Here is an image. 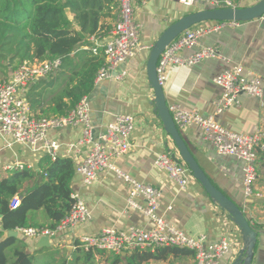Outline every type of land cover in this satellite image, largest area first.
Returning a JSON list of instances; mask_svg holds the SVG:
<instances>
[{"label":"crops","instance_id":"obj_1","mask_svg":"<svg viewBox=\"0 0 264 264\" xmlns=\"http://www.w3.org/2000/svg\"><path fill=\"white\" fill-rule=\"evenodd\" d=\"M232 6L246 7L259 0H230ZM209 6L205 0L186 4L180 0H147L146 3H135V19L141 24L140 41L152 47L161 33L174 21L191 12ZM215 22H206L204 26ZM110 35H107L105 41ZM102 41V43H103ZM217 46L220 56L203 60L192 67L173 66L168 71V80L164 85L168 104L178 103L187 109H195L201 115L214 116L225 128L251 135L258 130L264 131V108L260 100L247 94L240 96V104L234 105L221 113H216L214 99L222 94V89L214 82L215 77L237 64L244 68L245 75L264 76V29L257 20L231 23L199 39L197 45L183 51L189 55L203 46ZM150 50L139 51L135 57L121 63L112 70V77L103 79L89 94L91 114L95 120V135L103 132L109 123L119 114H130L135 118L134 130L130 136L131 148L125 154L112 158L113 164L138 181L147 183L161 191L158 214L186 234L198 237L206 234L211 241H216L228 232L235 231L232 251L221 264H232L243 248V240L237 225L212 201L201 183L190 171L188 185L182 189L170 176L166 168L155 164L160 154L166 153L180 157L172 137L164 130L161 119L155 112L153 104L154 90L147 75V61ZM124 73V76L118 79ZM12 70L8 71V78ZM53 72L35 81L27 90L33 98L32 113L36 117L60 115L57 108L64 88L62 77L56 78ZM43 81L40 84V81ZM67 102L68 99L64 98ZM196 159L212 181L230 199L238 203L246 216L252 221L259 233L253 264H264V148L258 149L256 160L257 178L253 185L254 194H244V162L233 156L219 155L213 144L203 138L200 127L190 125L180 129ZM47 136L60 142L58 158L72 159L74 175L71 186L91 210V219L75 227L64 229L50 238V246L39 247L41 237H26L22 234L10 236L9 230H0V241L15 237L20 240L23 249L31 254L34 264H128L127 258L135 252L147 251L150 259L147 264H192V256L168 255L157 259V250L138 249L134 251L113 253L90 251L93 256L76 248L77 238L82 235H96L107 228L127 230L132 226L150 228L153 223L144 213L128 206L130 184L117 176L115 171L106 169L98 174L91 184H86L77 171V163L90 152L91 145L81 143L82 127H65L50 129ZM8 143L11 145L8 146ZM0 180L9 177L15 171H6L5 165L23 163L25 169L34 177L24 183L27 190L41 184L47 175L45 170L47 156L43 151L34 152L28 145L17 143L10 136L0 134ZM50 158V157H49ZM53 162V160H51ZM19 196V195H18ZM21 197V196H20ZM137 202L144 205L143 197ZM2 216H0L1 219ZM32 226L49 227L45 212L38 210L31 213ZM121 259L116 261L117 258Z\"/></svg>","mask_w":264,"mask_h":264},{"label":"built area","instance_id":"obj_2","mask_svg":"<svg viewBox=\"0 0 264 264\" xmlns=\"http://www.w3.org/2000/svg\"><path fill=\"white\" fill-rule=\"evenodd\" d=\"M146 3L147 0H117L119 14L110 37L92 36L81 46L91 50L94 54L104 52L105 64L99 69L95 83L112 77V70L121 63L136 56L139 51L150 50L151 46L140 41L141 24L135 19V3ZM192 4L197 0H180ZM213 6H232L230 0H205ZM264 21V14L258 20ZM236 21H219L213 25H196L173 40L164 50L157 64V74L160 84L164 87L168 80V71L173 66L192 67L203 60L220 56L217 46H203L199 50L183 55V51L198 44L203 36L217 31ZM103 41V43H102ZM62 64L61 58L47 59L33 63H23L13 72L10 78L0 81V134L10 136L14 142L31 147L34 152L43 151L51 160L58 159L60 142L50 139L47 134L50 129L65 127H82L81 143L91 145L89 154L79 163L77 171L84 183L91 184L98 174L106 169L115 171L117 176L130 184V194L127 198L128 206L141 210L153 223L150 228L132 226L127 230L107 228L96 235H82L77 238L76 248L85 252L106 251L122 253L138 249H157L163 247L188 248L194 251L192 264H221L222 260L232 251L233 239L237 237L235 231L228 232L219 240L211 241L206 234L193 237L176 226L169 224L158 214L159 197L161 191L147 183L138 181L131 175L116 167L112 158L121 156L131 148L130 136L134 130L135 118L130 114H119L115 120L96 138L95 126L91 121L89 97L85 96L66 115L52 117H36L32 113L30 103L26 99V92L37 80L57 71ZM124 73L118 76L122 78ZM214 82L222 89V94L214 99L216 113L240 104V96L247 94L260 100L264 108V76L245 75L244 68L237 64L219 73ZM176 125L185 129L190 125L198 126L203 131V138L213 144L219 155L233 156L244 162V194L251 197L254 194L253 185L257 178L256 160L258 149L264 148V131L247 135L231 131L219 124L214 116H203L195 109H187L181 104L169 105ZM11 143H8V146ZM1 151V149H0ZM155 164L166 168L170 176L185 189L188 185L189 168L178 163L171 155L160 154ZM23 163L4 166L6 171H21L25 169ZM74 203L70 211L55 228L43 226L18 227L15 230L26 237H55L58 232L69 227H75L91 219V210L77 193H72ZM137 197H143L144 205L137 202ZM19 196L11 201L12 208L20 206ZM252 223V221H251ZM253 224V223H252ZM233 239H232V238ZM147 264H153L149 262Z\"/></svg>","mask_w":264,"mask_h":264},{"label":"trees","instance_id":"obj_3","mask_svg":"<svg viewBox=\"0 0 264 264\" xmlns=\"http://www.w3.org/2000/svg\"><path fill=\"white\" fill-rule=\"evenodd\" d=\"M118 14L117 0H0L1 79L4 80L10 69L23 63L61 58L62 64L55 72L57 79L62 77L65 86L57 108L60 115H66L83 97L89 96L98 71L105 64L104 52L94 54L81 46L92 36L105 38L109 35ZM26 99L31 106L33 98L28 94ZM47 165L43 182L32 190L24 187L35 175L27 170L15 171L0 180L2 230L32 226L31 213L38 210L45 212L49 228H55L70 211L74 203L71 196L74 162L62 158L52 162L47 157ZM18 195L20 206L12 208L11 201ZM19 243L15 237L0 241V264H34L33 256ZM155 250L157 259H165L168 255L195 256L188 248ZM86 255L90 257L93 253ZM150 256L147 251L135 252L127 258L128 264H142Z\"/></svg>","mask_w":264,"mask_h":264},{"label":"water","instance_id":"obj_4","mask_svg":"<svg viewBox=\"0 0 264 264\" xmlns=\"http://www.w3.org/2000/svg\"><path fill=\"white\" fill-rule=\"evenodd\" d=\"M263 14L264 0H259L257 3L246 7L226 5L213 6L209 4V6L186 14L170 24L153 43L147 61L148 80L152 89L154 90L153 104L155 105V112L161 119L164 130L172 137L173 141L175 142L180 154V157H177L175 154L172 155V157L178 163L185 164L189 168L193 177L201 183L212 201L216 203L223 211L228 213L230 219L237 225L239 229V234L243 240L244 246L232 264H253L259 233L246 216L242 207L225 195L220 189L214 186L196 159L182 131L174 121L168 101L166 99L164 87L158 80L157 64L166 47L180 34L196 25L210 21H258L263 16ZM260 23L264 29V21L262 20ZM8 232L10 236H18L19 234L15 229L9 230ZM39 241V247L50 246L49 236H43Z\"/></svg>","mask_w":264,"mask_h":264},{"label":"rangeland","instance_id":"obj_5","mask_svg":"<svg viewBox=\"0 0 264 264\" xmlns=\"http://www.w3.org/2000/svg\"><path fill=\"white\" fill-rule=\"evenodd\" d=\"M16 69H17V68H16ZM16 69H14V70L11 69V70H12V74H13V72H14ZM12 74H11V75H12ZM7 75H8V73H7ZM11 75H10L8 78H10ZM0 76H3V71H1V70H0ZM8 78L5 77L4 80H7ZM1 80H3V78L1 79V77H0V81H1ZM4 80H3V81H4ZM90 117H91V121H92L93 125H94V126L97 125L96 122H95V120H94L93 117H92V114H91ZM104 128L106 129V127H104ZM105 129H104V130H105ZM104 130H103V131H104ZM97 131H98V133L96 134V138L99 137V133H100V130H99V129H98Z\"/></svg>","mask_w":264,"mask_h":264}]
</instances>
